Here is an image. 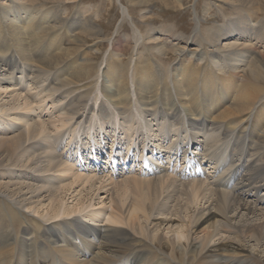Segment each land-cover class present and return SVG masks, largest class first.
<instances>
[{"label":"bare ground","instance_id":"bare-ground-1","mask_svg":"<svg viewBox=\"0 0 264 264\" xmlns=\"http://www.w3.org/2000/svg\"><path fill=\"white\" fill-rule=\"evenodd\" d=\"M115 1L132 37L0 0V264H264V0H206L251 12L191 35Z\"/></svg>","mask_w":264,"mask_h":264},{"label":"rangeland","instance_id":"rangeland-1","mask_svg":"<svg viewBox=\"0 0 264 264\" xmlns=\"http://www.w3.org/2000/svg\"><path fill=\"white\" fill-rule=\"evenodd\" d=\"M121 2L123 6H126L131 10L130 13L133 17V23L137 25L142 31H145L147 28H161V26H170L174 28L176 33H179L181 35L192 34L195 28L194 18L196 13L197 15H199L200 19H202L201 28L203 29V31H205L209 27H211L212 24H222L226 21L227 18L230 17L233 18L236 12H241V13L251 12L249 11V9L251 8L248 6H236V5H230L227 3L220 2L219 5L217 4L218 6L212 7L209 13H205L206 0H182L183 7L181 8L178 7V4L175 3L176 2L175 0L172 2V4H170L169 7L161 6V2L158 1H151L146 6L140 5L141 7L133 5L130 2V0H121ZM82 5L93 6V10L91 12L92 15H95L93 17L94 19L93 21L96 22V24L99 26L102 32L105 33V35H107L108 37L110 38L117 37L121 39L127 36L132 37L133 27L129 25V22L123 21L121 10L115 0H82ZM68 8L70 9L68 13H70V18H71L74 12L71 6L70 7L68 6ZM143 9H147L148 12H151L150 17H148L147 19L141 18V12ZM239 10H243L244 12ZM259 17L261 19H264V14L260 13ZM60 33L63 32L61 31ZM127 41L125 42L124 52H123L124 53L123 62L125 65L128 63V61H130L132 48L134 47L131 41H129L128 39ZM171 42H173V40H171ZM187 47H189V50L192 53H195L198 50L196 45L194 46L189 45ZM108 50H109V46L105 44L99 53L100 59L97 62L98 66L99 64H101V60L103 59V57L105 56ZM168 58L165 59V61H167L168 63L176 62L173 61L174 57H171V55L168 56ZM88 126L90 127L89 124L84 123L81 126V133L84 132L88 133L89 131ZM159 135H161V140H163V137H166V139L163 140V142L165 143L164 146H168L169 144L175 143L179 140L182 143L183 142L182 139L186 136V134L183 133L175 134L172 127H166V129H162ZM67 137L65 138L66 142H68ZM191 140L194 141L192 137ZM65 144L66 143L63 141L60 149L64 150ZM107 144H108L107 146L108 148H106L107 150L106 153H109L112 151V148H110L112 147V142H109ZM189 146L191 145L185 146L183 143L179 147L181 151H184ZM109 158H110V154H109Z\"/></svg>","mask_w":264,"mask_h":264}]
</instances>
